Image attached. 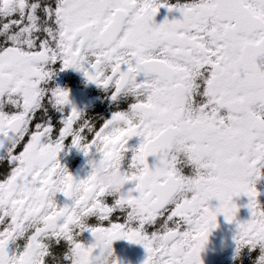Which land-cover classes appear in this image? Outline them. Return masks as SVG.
Masks as SVG:
<instances>
[{
	"label": "snow or ice",
	"instance_id": "obj_1",
	"mask_svg": "<svg viewBox=\"0 0 264 264\" xmlns=\"http://www.w3.org/2000/svg\"><path fill=\"white\" fill-rule=\"evenodd\" d=\"M161 7L181 18L154 24ZM258 58L264 0H0V264H92L98 234L142 245L143 264H203L217 217L232 222L241 194L252 218L237 221L236 251L259 248L253 264H264ZM57 63L127 108L96 130L67 90L45 86ZM66 140L122 167L131 195L70 174L57 159Z\"/></svg>",
	"mask_w": 264,
	"mask_h": 264
},
{
	"label": "flooded vegetation",
	"instance_id": "obj_2",
	"mask_svg": "<svg viewBox=\"0 0 264 264\" xmlns=\"http://www.w3.org/2000/svg\"><path fill=\"white\" fill-rule=\"evenodd\" d=\"M163 2V0H161ZM190 0H168V4L175 5L176 3H187ZM165 18L169 21L172 19H180V13L178 11L169 12L167 7H161L155 17L153 23L156 25L161 24ZM258 65L264 68V61L261 58L257 59ZM54 75L48 82L46 87H59L69 92V100L71 105L79 110H82L85 114V119H91L95 125L96 130L102 124L100 118H110L111 113L115 110H124L127 108V103L121 100L120 102H112L109 98L111 93L106 92L97 85L87 82L81 73L73 70H60L59 63L52 66ZM130 102V98H129ZM47 104V100L44 101ZM5 111H14L10 106H5ZM55 116V114L53 113ZM39 113L37 114V118ZM35 120L31 127H34ZM56 129L58 131L60 125L54 119ZM89 142L93 134L87 132L84 133ZM27 142L25 137L24 143ZM140 142L139 137H133L129 140V145L132 147L138 146ZM64 149L58 154L57 159L61 166L65 167L70 174L80 179L86 178L88 168L85 163L87 157L78 151L75 147H69L70 140H66ZM22 150V145L18 147L17 152ZM154 157H149V164H153ZM10 171L8 166L4 164V172ZM189 169L185 168L187 174ZM5 178L4 175H0V180ZM255 188L259 195L256 197L259 206L264 209V169L261 170V177L255 180ZM58 202H63L65 198L62 194H57L54 198ZM233 202L238 207V212L235 219L232 222H227L223 215L217 217L218 226L210 231L207 238V243L204 245L203 250L200 253L203 264H253L255 259L259 255V248L250 250L247 246L240 249L239 253L236 251L235 236L237 232V221L240 223L250 220L251 212L247 207L249 198L246 195H239L233 197ZM219 205V201L215 198L208 201V206L211 209H215ZM113 222H123L122 216L119 212L114 214ZM91 223H96L95 219L91 220ZM3 225H0L2 230ZM149 232L154 229L149 227ZM83 240L85 243H89L92 240L91 234L85 232L83 234ZM113 248L117 257L122 261V264H143L146 258V251L142 245L130 243L126 240H117L113 242ZM62 251V249H58Z\"/></svg>",
	"mask_w": 264,
	"mask_h": 264
},
{
	"label": "clouds",
	"instance_id": "obj_3",
	"mask_svg": "<svg viewBox=\"0 0 264 264\" xmlns=\"http://www.w3.org/2000/svg\"><path fill=\"white\" fill-rule=\"evenodd\" d=\"M85 161L88 173L94 183L110 193H126L131 195V180L122 167L113 165L112 161L102 153H89ZM113 242L103 234L93 240L92 264H122L113 248ZM207 243V241H206Z\"/></svg>",
	"mask_w": 264,
	"mask_h": 264
}]
</instances>
